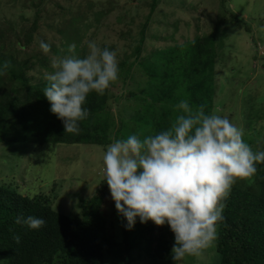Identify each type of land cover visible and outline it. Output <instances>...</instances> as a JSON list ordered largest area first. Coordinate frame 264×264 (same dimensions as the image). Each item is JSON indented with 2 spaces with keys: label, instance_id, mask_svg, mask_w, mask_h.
Wrapping results in <instances>:
<instances>
[{
  "label": "trees",
  "instance_id": "trees-1",
  "mask_svg": "<svg viewBox=\"0 0 264 264\" xmlns=\"http://www.w3.org/2000/svg\"><path fill=\"white\" fill-rule=\"evenodd\" d=\"M181 1L184 4V0ZM216 1L221 9V23L217 33L198 34L194 39L180 42L176 36L180 21L170 22L175 33L171 36L160 35L167 42L172 40L169 46L155 50L148 47L146 51V40L159 7L163 3L172 8L181 5L178 0H152L150 14L135 47L134 60L118 63V79L103 94L95 91L89 93L84 105L88 109V116L79 122L76 133L65 132L63 122L50 111V103L43 94L48 80L32 84V79L28 77L27 73L35 67L34 58L21 60L16 53L33 46L41 14H37L30 26L23 25L24 28L16 35V46L12 42L14 29L8 26L7 31L0 30V144H19L24 140L35 141L40 145H93L106 151L107 146L116 140L126 139L130 135H138L143 139L170 128L176 116L183 114L176 107L181 100H187L193 108L203 106L207 115H217L215 110L220 82L216 69L220 60V44L229 38V31L245 29L251 34L252 28L244 14L238 15L239 12H236L235 0ZM201 6L199 3L197 9ZM263 10L259 9V13ZM96 11L94 17L99 21L105 13L99 9ZM80 18L69 22L67 29L71 28V31L66 30L74 35L65 36L67 40L75 38L77 42L81 41L79 39L82 34L75 22L79 21L78 24L83 25L86 18H82V21ZM252 42L257 48L260 47L254 39ZM68 49L64 46L63 50L52 52H66L69 55ZM5 64L8 66L4 67ZM137 74L146 78L145 83L141 81L142 78L135 77ZM135 80L138 81V91L130 92L120 110L111 111L110 101L116 102L115 84L125 85ZM231 113L229 119L240 121L237 112ZM258 121V115H254L253 119L249 118L246 128ZM127 127H131L133 132L122 135ZM262 132L264 130H249L245 137L255 138L256 141L251 144L257 145L264 136ZM255 166L254 184L235 183L224 201L226 207L223 220L216 225L219 264H264V163ZM57 191L58 185L54 184L51 195L41 193L29 197L20 193L13 184H0V264L106 263L113 248V237L103 216L108 212L109 202L113 204L114 212L117 210L105 182V175L95 195L82 206L81 215L64 214L55 209V200L60 195L54 196L53 193ZM18 216L43 218L46 224L40 229H30L23 223H16ZM139 226L140 243H137L141 245L147 241V245L140 251L141 256L156 260L169 259L174 245L172 237L167 234L172 233L170 227L158 234L152 221ZM128 234V231L124 233V239L128 251H132L135 245L130 246L134 242L128 238Z\"/></svg>",
  "mask_w": 264,
  "mask_h": 264
},
{
  "label": "rangeland",
  "instance_id": "rangeland-1",
  "mask_svg": "<svg viewBox=\"0 0 264 264\" xmlns=\"http://www.w3.org/2000/svg\"><path fill=\"white\" fill-rule=\"evenodd\" d=\"M151 1L0 0V30L7 31L8 26L12 27L14 44L15 40L17 41V33L24 28L23 25L30 26L37 14H41L40 27L33 46L16 52L21 60H27L28 57L34 58L35 67L27 74L32 79V84H35L39 80L47 81L48 75L57 70L53 66L54 63L61 58L69 55L84 58L89 52V41H95L100 48L114 51L118 63L134 60L135 47L139 43L143 24L150 14ZM178 2L181 4L180 7H168L167 3L159 7L153 17L145 50L148 47L155 50L169 46L172 40L167 42L160 35L171 36L175 33L170 22L180 21V29L176 33L177 40L180 42L185 39H194L198 34L209 35L219 31L221 9L216 0H184V4L181 0ZM199 3L202 6L197 9ZM234 4L236 12H239L238 15L244 14L248 20L247 23L251 26L252 33L249 34L245 29L239 32L231 30L228 33L229 38L220 44V60L216 69L220 89L217 91L219 99L217 98L216 101L215 113L229 119L231 112H237V118L240 115V121L229 120L242 130L243 140L252 151L261 152L264 148V136L256 145L251 144L256 141L255 138L245 137V135L249 130H264V10L259 13V9L264 8V0H235ZM231 6V8L234 7L232 4ZM97 9L105 13L104 16H100L99 21L94 17L98 12ZM79 17L81 21L82 18H86V23L83 25L78 24L79 21L75 22L76 28L82 34L79 39L81 41L77 42L75 38L67 40L65 36L74 35L67 31H71V28L67 29L69 22ZM223 26L222 23L221 28ZM252 39L259 44V48L253 44ZM41 41L51 45L48 53L40 48ZM72 44L76 45L74 53L69 52V55H66V52H52L58 49L63 50L64 46L69 48ZM58 53L61 55L58 56ZM46 59L48 62L44 64ZM1 60L0 56V62ZM135 77L142 78L143 83L146 81V78L140 74ZM137 82L135 80L125 85L115 84L116 102L110 101L111 111L120 110L125 105V98H129L130 92L138 91ZM254 115H258L259 121L246 128L249 118L253 119ZM132 132L133 129L127 127L122 135ZM104 153L103 148L93 145H40L35 141L26 142L24 140L19 144H0V184H13L20 193L29 197H35L41 193L51 195V188L57 184L58 191L53 195H60V197L55 200V209L64 214L81 215L82 206L90 200L91 196L95 195L100 188L101 178L105 175ZM254 177L252 175L247 178H237L235 183L254 184ZM105 214L103 219L113 237V248L105 264H174L172 256L166 260L141 256L140 251L143 246L147 245V241L139 245L138 237L141 231L139 224H143L139 222V218L134 228L129 231L125 227L126 220L118 212H114V206L110 202L108 212ZM168 226L167 223L162 226L156 225V232L160 234L169 230ZM127 231L129 232L128 238L132 242H139L130 245H135L132 251H128L126 247L124 233ZM167 234L172 237V243H175L174 233L167 232ZM216 244L215 239L212 245L202 250L199 255H187L176 264H219L220 256Z\"/></svg>",
  "mask_w": 264,
  "mask_h": 264
},
{
  "label": "clouds",
  "instance_id": "clouds-1",
  "mask_svg": "<svg viewBox=\"0 0 264 264\" xmlns=\"http://www.w3.org/2000/svg\"><path fill=\"white\" fill-rule=\"evenodd\" d=\"M48 53L51 45L41 41ZM75 44L68 51L74 53ZM84 58L69 55L54 63L43 94L50 111L63 122L65 132L76 133L86 119L89 93L103 92L118 79L116 53L88 42ZM8 65L5 64L4 67ZM170 128L140 139L130 135L107 146L103 156L105 182L126 229L140 223H167L174 233V264L187 255H199L215 241L217 222L237 178L255 174L264 163V151L253 152L243 132L228 118L207 115L203 106L193 108L187 100L176 106ZM16 223L30 229L45 226L43 218L18 216ZM19 243V237L16 238Z\"/></svg>",
  "mask_w": 264,
  "mask_h": 264
}]
</instances>
